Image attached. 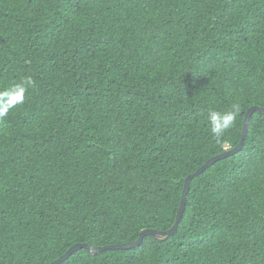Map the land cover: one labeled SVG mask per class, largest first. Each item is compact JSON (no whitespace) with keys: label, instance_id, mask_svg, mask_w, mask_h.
<instances>
[{"label":"trees","instance_id":"1","mask_svg":"<svg viewBox=\"0 0 264 264\" xmlns=\"http://www.w3.org/2000/svg\"><path fill=\"white\" fill-rule=\"evenodd\" d=\"M0 264L169 230L185 178L237 146L264 108V0H0ZM240 112L219 140L209 109ZM62 264H264V114L243 149L190 184L165 242Z\"/></svg>","mask_w":264,"mask_h":264},{"label":"water","instance_id":"2","mask_svg":"<svg viewBox=\"0 0 264 264\" xmlns=\"http://www.w3.org/2000/svg\"><path fill=\"white\" fill-rule=\"evenodd\" d=\"M255 112H259L261 114H264V108L259 107V106H253L251 107L245 115V119H244V125H243V129H242V134H241V140L240 143L230 149L227 150L226 152L219 154L217 156H214L213 158L209 159L207 162H205L197 171H195L193 174H190L189 176H187V178L184 181V188H183V192H182V198H181V202H180V208L177 214V218L175 220V223L173 224V226L166 231H158L155 229H145L143 231H141L139 238L136 241L130 242V243H125V244H116V245H107V246H100V247H93L89 244H85V243H78L75 244L74 246H72L63 256H61L60 258H58L57 260L53 261L51 264H61L63 262H65L66 260H68L75 252H77L80 249H86L89 252H91L93 255H97L98 253H101L103 251H107V250H130V249H135L137 247H140L143 242L145 237L147 236H152L155 238V240H157L158 242H165L166 240H168L171 236H173L179 227L180 221L183 218L184 212H185V208H186V202H187V196L189 194V190H190V184L191 181L201 175L202 173H204L208 168H210L211 166H213L216 162L221 161L223 159H226L228 157H231L233 155L238 154L244 147V142L245 139L247 137L248 134V130H249V122L250 119L252 117V115Z\"/></svg>","mask_w":264,"mask_h":264},{"label":"clouds","instance_id":"3","mask_svg":"<svg viewBox=\"0 0 264 264\" xmlns=\"http://www.w3.org/2000/svg\"><path fill=\"white\" fill-rule=\"evenodd\" d=\"M17 37L20 36L13 31L8 30L7 33H5L4 30H0V43L5 47L14 45L16 43ZM31 86H34V82L31 78H26L24 80H21L20 82L10 85L3 90H0V120L6 118L9 113L13 111L18 105H22L25 102L26 93ZM239 112L240 106L238 104H233L227 110L209 109L205 120L211 134L217 140L221 139L228 132V130L233 127L236 122L237 116L239 115Z\"/></svg>","mask_w":264,"mask_h":264}]
</instances>
